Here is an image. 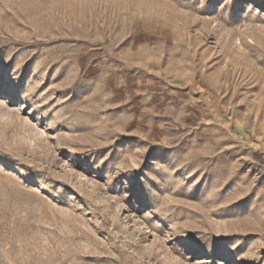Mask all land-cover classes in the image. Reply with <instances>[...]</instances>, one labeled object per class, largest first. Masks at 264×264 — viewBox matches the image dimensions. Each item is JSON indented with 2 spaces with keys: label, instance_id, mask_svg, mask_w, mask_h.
I'll list each match as a JSON object with an SVG mask.
<instances>
[{
  "label": "rangeland",
  "instance_id": "rangeland-1",
  "mask_svg": "<svg viewBox=\"0 0 264 264\" xmlns=\"http://www.w3.org/2000/svg\"><path fill=\"white\" fill-rule=\"evenodd\" d=\"M0 264H264V0H0Z\"/></svg>",
  "mask_w": 264,
  "mask_h": 264
}]
</instances>
